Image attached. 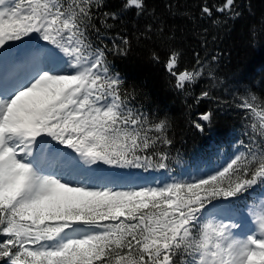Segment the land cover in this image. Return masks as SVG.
Returning a JSON list of instances; mask_svg holds the SVG:
<instances>
[{
  "label": "snow or ice",
  "instance_id": "1",
  "mask_svg": "<svg viewBox=\"0 0 264 264\" xmlns=\"http://www.w3.org/2000/svg\"><path fill=\"white\" fill-rule=\"evenodd\" d=\"M107 4L0 0V67H29L0 77V264H264V202L250 209L255 227L242 213L233 220L231 207L264 189V99L253 92L236 98L246 139L215 171L128 186L103 174L102 166L170 174L173 159L180 163L167 119L136 105L110 59L131 44L110 30L129 11L146 15V0H121L116 11ZM217 14L213 24L243 13L238 0L201 6V18ZM182 56L170 50L165 69L197 108L214 99L195 86L214 78L218 55L195 51L181 69ZM213 124L210 110L191 119L201 134Z\"/></svg>",
  "mask_w": 264,
  "mask_h": 264
},
{
  "label": "trees",
  "instance_id": "2",
  "mask_svg": "<svg viewBox=\"0 0 264 264\" xmlns=\"http://www.w3.org/2000/svg\"><path fill=\"white\" fill-rule=\"evenodd\" d=\"M222 2L146 0V15L136 17L134 10L129 11L110 30L112 36H124L131 41L126 57L110 56V59L123 76L126 88L136 94L138 107L148 111L154 120L167 119L173 158L182 155L183 150L196 149L210 130L220 136L231 127L245 126V112L236 107V98L246 91L264 99V31L261 30L264 0H238L243 14L227 24H213L219 14L211 19L201 18L203 4L211 7ZM107 7L116 11L121 0H108ZM149 24L153 31L141 35ZM161 27L163 33L158 31ZM250 29H255V34L250 35ZM169 36L173 39L169 40ZM201 37L207 39L206 48L201 46ZM173 49L183 53L181 69L193 66L195 51L209 59L218 55L214 78L202 79L195 86L197 95L210 88L213 100L193 108L192 93L185 95L175 90L174 78L165 69L168 53ZM153 53L159 56V63L152 59ZM209 110L214 114V124L201 134L191 126V119L194 113Z\"/></svg>",
  "mask_w": 264,
  "mask_h": 264
},
{
  "label": "rangeland",
  "instance_id": "3",
  "mask_svg": "<svg viewBox=\"0 0 264 264\" xmlns=\"http://www.w3.org/2000/svg\"><path fill=\"white\" fill-rule=\"evenodd\" d=\"M91 167H95V166H91ZM102 167H103V174L104 175L107 174V173L113 174V175H116V176L125 175L126 178H128V177L129 178H136V179H131L132 182H134V183H137V182H140L142 184H153V183H157L156 176L154 174L147 173V172H145L142 169H113V168H109L108 166H102ZM215 170L216 169H214V170H209L208 169V170H205L204 173L205 172H213ZM128 174H132V175H128ZM160 176H161V178H160V180L158 182H160V181H166L167 176H169V175H166L164 177L163 176V173H161ZM257 199L259 201L258 204L264 202V195L262 193H260L259 196H257ZM214 214H216V213L211 214L209 216V218H212V216H214Z\"/></svg>",
  "mask_w": 264,
  "mask_h": 264
}]
</instances>
